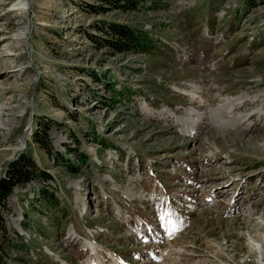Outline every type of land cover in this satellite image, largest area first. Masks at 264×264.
<instances>
[{
	"label": "rangeland",
	"instance_id": "1",
	"mask_svg": "<svg viewBox=\"0 0 264 264\" xmlns=\"http://www.w3.org/2000/svg\"><path fill=\"white\" fill-rule=\"evenodd\" d=\"M114 3L0 0V179L35 169L0 205V262L257 264L264 0Z\"/></svg>",
	"mask_w": 264,
	"mask_h": 264
},
{
	"label": "trees",
	"instance_id": "2",
	"mask_svg": "<svg viewBox=\"0 0 264 264\" xmlns=\"http://www.w3.org/2000/svg\"><path fill=\"white\" fill-rule=\"evenodd\" d=\"M101 2H105L106 0H100ZM140 2H145V0H115L114 5L118 8H121L124 11L134 10L136 5ZM153 5L156 4L155 1L151 2ZM99 30L102 31L105 35H111L110 40L103 41L106 46L119 53H128L135 52L140 54H151L154 50V44L152 40L148 37L146 32H143L135 27L128 25H102L98 26ZM106 28V29H105ZM107 31V32H106ZM91 40L94 41L95 38L91 37ZM112 87V86H111ZM113 91L114 88H112ZM67 167L68 164H67ZM34 165L31 157L28 154H23L8 166V171L6 172V176L0 179V205H5V201L12 193L13 186L16 183H28L34 173ZM44 178H50L46 174ZM49 201L51 205H55L52 200L48 196L44 197V201ZM21 250L25 249V245L21 246ZM26 251V250H25ZM0 264H5L0 262Z\"/></svg>",
	"mask_w": 264,
	"mask_h": 264
},
{
	"label": "bare ground",
	"instance_id": "3",
	"mask_svg": "<svg viewBox=\"0 0 264 264\" xmlns=\"http://www.w3.org/2000/svg\"><path fill=\"white\" fill-rule=\"evenodd\" d=\"M24 5H26L27 6V4H24V2L22 3V2H20V3H14V5H12V7L11 8H9V10L10 11H14V10H19V9H17V7H21V8H23L24 9ZM20 8V9H21ZM235 100H232L231 102H234ZM242 119H240V121H241ZM222 127V126H221ZM229 127V126H228ZM263 241H264V238H263ZM88 246V248H90V250H92L93 251V249H92V245H87ZM259 246H261L260 244H259ZM259 246H257L256 247V249L255 250H257L258 251V254H259V257H258V260H257V264H264V249H263V246L262 247H259ZM171 253V252H170ZM257 254V253H256ZM219 257V256H218ZM166 258H168L169 260H172L171 258H169V254L166 256ZM165 258V259H166ZM217 258V257H216ZM165 259H164V257L162 256V258H161V260H163L164 262H165ZM226 259V258H225ZM167 263V262H166ZM163 264V263H162Z\"/></svg>",
	"mask_w": 264,
	"mask_h": 264
}]
</instances>
